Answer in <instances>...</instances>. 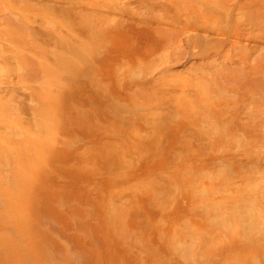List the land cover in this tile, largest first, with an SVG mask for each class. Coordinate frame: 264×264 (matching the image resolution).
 <instances>
[{
	"label": "bare ground",
	"instance_id": "bare-ground-1",
	"mask_svg": "<svg viewBox=\"0 0 264 264\" xmlns=\"http://www.w3.org/2000/svg\"><path fill=\"white\" fill-rule=\"evenodd\" d=\"M0 264H264V0H0Z\"/></svg>",
	"mask_w": 264,
	"mask_h": 264
}]
</instances>
